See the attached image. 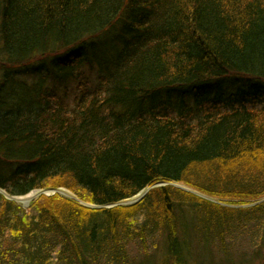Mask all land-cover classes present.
Wrapping results in <instances>:
<instances>
[{"label":"trees","instance_id":"obj_1","mask_svg":"<svg viewBox=\"0 0 264 264\" xmlns=\"http://www.w3.org/2000/svg\"><path fill=\"white\" fill-rule=\"evenodd\" d=\"M0 189V264H127L155 237L186 264L264 223L239 207L264 198V0H0Z\"/></svg>","mask_w":264,"mask_h":264},{"label":"rangeland","instance_id":"obj_2","mask_svg":"<svg viewBox=\"0 0 264 264\" xmlns=\"http://www.w3.org/2000/svg\"><path fill=\"white\" fill-rule=\"evenodd\" d=\"M257 108L262 107V103H254ZM175 186L182 187V189L196 193V195L216 201L215 198H211L185 186L180 183H175ZM56 190V191H53ZM41 192V193H40ZM53 193H58L62 196L73 198L74 196L66 189H47V190H33L26 195L11 197L20 206L23 207V203L19 198L30 197L31 201L37 198L41 194L49 195ZM130 200V199H128ZM127 201V200H126ZM122 205H125L124 202ZM264 198L256 202L240 204L241 208H248L255 206V204L262 203ZM218 202V201H216ZM30 205V204H29ZM23 207L27 209L29 207ZM109 207V206H107ZM264 223L259 224L257 221H249L241 227L232 228L229 233L227 232L221 242L218 238L214 239L208 244H203L202 242L195 246L193 253L188 255V262L186 264H264ZM160 238L155 237V243L150 245L147 251L138 250L137 245L130 244L128 246V254L130 261L127 264H175L170 260L163 259L161 255V245L159 241ZM152 258V259H151Z\"/></svg>","mask_w":264,"mask_h":264},{"label":"water","instance_id":"obj_3","mask_svg":"<svg viewBox=\"0 0 264 264\" xmlns=\"http://www.w3.org/2000/svg\"><path fill=\"white\" fill-rule=\"evenodd\" d=\"M163 184V182H160V183H156L155 185H161ZM154 185V186H155ZM182 188V187H181ZM149 190V188L145 189V190H142L140 191L138 194H136L133 198H131L130 200H127L126 202H124L125 205H128V204H132L139 201L146 193L147 191ZM53 191H56V190H53ZM0 192H3L1 189H0ZM41 193V192H40ZM31 200V198L28 199V201L24 202L23 203V207H27L30 203L29 201ZM89 205V204H88ZM90 207L92 205H89Z\"/></svg>","mask_w":264,"mask_h":264},{"label":"bare ground","instance_id":"obj_4","mask_svg":"<svg viewBox=\"0 0 264 264\" xmlns=\"http://www.w3.org/2000/svg\"><path fill=\"white\" fill-rule=\"evenodd\" d=\"M253 102H254L255 104L258 103L257 100H253ZM254 103L249 102V103H248V106H249V107H252V106L254 107V106H255ZM255 107H256V106H255ZM30 197H31V196H30ZM30 197L19 198V200H17V201H20V202L24 203V202L28 201V199H29Z\"/></svg>","mask_w":264,"mask_h":264}]
</instances>
